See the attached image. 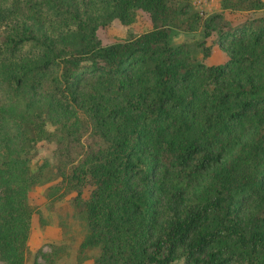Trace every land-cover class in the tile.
<instances>
[{
    "label": "trees",
    "instance_id": "obj_1",
    "mask_svg": "<svg viewBox=\"0 0 264 264\" xmlns=\"http://www.w3.org/2000/svg\"><path fill=\"white\" fill-rule=\"evenodd\" d=\"M137 8L152 27L103 44L96 28ZM174 28L201 29L199 58ZM213 44L222 62H206ZM0 89V264L31 256L41 140L62 177L48 202L76 191V261L264 264V10L233 24L186 0H0ZM49 247L33 264L67 251Z\"/></svg>",
    "mask_w": 264,
    "mask_h": 264
},
{
    "label": "rangeland",
    "instance_id": "obj_2",
    "mask_svg": "<svg viewBox=\"0 0 264 264\" xmlns=\"http://www.w3.org/2000/svg\"><path fill=\"white\" fill-rule=\"evenodd\" d=\"M173 3L178 4L180 0H172ZM190 2L191 6L198 10L200 14L207 15L215 11H222L225 18L233 24L244 21L247 18L257 16L264 10V0L261 8L252 10L223 8L220 0H186ZM152 27V22L147 12L141 8L135 10L134 20L129 23H123L119 18L114 17L105 24H100L96 28V33L103 44L113 42H120L129 39L135 34L144 32ZM202 37L200 28L191 30L173 29L172 41H185L191 49L194 50L195 55L199 58L201 55L200 46L196 42ZM211 42V38L207 40ZM226 53L217 44L212 45L211 54L206 58L208 63H219L226 58ZM4 98L2 89H0V100ZM46 126L49 129L54 128V124L50 119L47 120ZM54 149V142L41 140L36 145V153L31 161L33 169L38 168L42 162L49 161L50 164L43 166L42 181L36 184L28 193L29 202L34 205L38 211H34L31 220V230L28 239V244L31 250L30 259L26 264H33L35 255L39 254L38 250H50V243H64L67 246L62 255L57 258V264H93L92 258H84L81 261H76L75 254H77V245L84 234L85 228L82 224L77 223L74 217L67 223L62 225L64 218L62 216H74L73 197L76 191H69L61 199L54 202H48L44 194V188L50 183H55L61 180V175L56 169V161L52 158V150ZM61 183V182H60ZM91 186L89 184L82 188V197L87 198ZM82 205V204H81ZM42 218V219H40ZM67 226V227H66ZM37 259L46 264L42 256ZM1 263V260H0ZM168 264H182V259H176Z\"/></svg>",
    "mask_w": 264,
    "mask_h": 264
}]
</instances>
